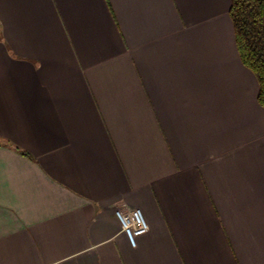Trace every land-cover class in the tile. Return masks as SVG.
I'll use <instances>...</instances> for the list:
<instances>
[{
  "label": "crops",
  "instance_id": "crops-1",
  "mask_svg": "<svg viewBox=\"0 0 264 264\" xmlns=\"http://www.w3.org/2000/svg\"><path fill=\"white\" fill-rule=\"evenodd\" d=\"M231 5L0 0V264H264V107Z\"/></svg>",
  "mask_w": 264,
  "mask_h": 264
},
{
  "label": "trees",
  "instance_id": "trees-1",
  "mask_svg": "<svg viewBox=\"0 0 264 264\" xmlns=\"http://www.w3.org/2000/svg\"><path fill=\"white\" fill-rule=\"evenodd\" d=\"M230 16L241 62L256 76L264 107V0H232Z\"/></svg>",
  "mask_w": 264,
  "mask_h": 264
},
{
  "label": "built area",
  "instance_id": "built-area-1",
  "mask_svg": "<svg viewBox=\"0 0 264 264\" xmlns=\"http://www.w3.org/2000/svg\"><path fill=\"white\" fill-rule=\"evenodd\" d=\"M116 216L132 241L148 233L149 224L140 209H119Z\"/></svg>",
  "mask_w": 264,
  "mask_h": 264
}]
</instances>
